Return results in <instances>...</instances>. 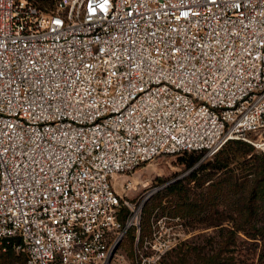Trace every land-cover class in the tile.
Here are the masks:
<instances>
[{"label":"built area","instance_id":"1","mask_svg":"<svg viewBox=\"0 0 264 264\" xmlns=\"http://www.w3.org/2000/svg\"><path fill=\"white\" fill-rule=\"evenodd\" d=\"M230 139L264 157V0H0V243L25 264H108L130 228V264H166L190 231L140 239L129 176Z\"/></svg>","mask_w":264,"mask_h":264},{"label":"trees","instance_id":"2","mask_svg":"<svg viewBox=\"0 0 264 264\" xmlns=\"http://www.w3.org/2000/svg\"><path fill=\"white\" fill-rule=\"evenodd\" d=\"M42 13H51L58 0H27ZM219 151V150H218ZM217 151V152H218ZM255 151L257 153H255ZM216 152V153H217ZM215 153V154H216ZM259 153V154H258ZM194 153H189L193 158ZM216 170L220 171L215 184L209 183L204 193L194 195L193 199L183 197V186L176 187L178 202L169 211L172 216L187 219L192 227H218V240L208 238L204 244L186 245L181 251V243L175 254L178 264H240L244 244L251 245V264H264V157L251 144L240 139L228 140L216 154ZM193 159L186 166L193 165ZM190 181L196 180L194 173ZM208 180V179H207ZM199 184V183H198ZM174 187L170 188L173 193ZM185 196V195H184ZM154 205L145 202L140 222L139 238L151 234L150 216ZM121 216L127 209L121 207ZM184 224L188 225L186 221ZM130 228L127 233L135 240L136 231ZM125 237V238H126ZM19 239L1 243L3 255H12ZM22 263L25 264L27 255ZM167 264V263H166Z\"/></svg>","mask_w":264,"mask_h":264},{"label":"rangeland","instance_id":"3","mask_svg":"<svg viewBox=\"0 0 264 264\" xmlns=\"http://www.w3.org/2000/svg\"><path fill=\"white\" fill-rule=\"evenodd\" d=\"M255 153L257 152L255 151ZM216 154L213 156H205L203 153H194L192 158L194 160L193 165L190 167L186 166V163L189 160H192L189 158V154L158 156L155 159L142 164L133 175L129 176V179L133 180L134 183L140 180L143 181L144 187L140 186L141 193H151L146 200L147 205H154L152 208H150L151 229L155 216L157 218L160 215H172L169 214V211L179 200H177L179 197V192L177 191L176 187L180 185L183 186V189L185 190V196L183 195V197L188 196V198L193 199L194 195H197L198 193H204L208 189L210 182L215 184L218 176L220 175V171L216 170L215 168L217 166ZM194 173H196V180L190 181L189 179ZM172 187H174L173 193L170 192V188ZM130 195L133 198H137L138 194L136 191H131ZM143 216L144 213L142 211L140 222L142 221ZM185 221L186 223L188 222L187 219ZM187 224L188 225L185 224V226L186 229L190 231V235L181 243L182 246L179 245L181 247V251L186 247V245L189 246L204 244L210 237H214L215 240H218V227H204L200 224H198L197 227H192L190 222ZM133 243L134 240H132L128 234V236L116 249L108 264L132 263ZM1 246L2 244L0 243V264H23L22 260L24 255L22 254V250L14 249L11 256H4L2 253L5 251V249ZM178 247L167 254L165 259L167 264H178L176 262L177 258L175 257L176 252L180 248ZM243 247L244 248L242 252L244 255L240 257V264H251V245L244 244Z\"/></svg>","mask_w":264,"mask_h":264},{"label":"water","instance_id":"4","mask_svg":"<svg viewBox=\"0 0 264 264\" xmlns=\"http://www.w3.org/2000/svg\"><path fill=\"white\" fill-rule=\"evenodd\" d=\"M156 158V157H155ZM154 158V159H155ZM118 248V245H116L114 248H113V250H112V252H111V254H110V256H109V260H110V258L112 257V255L115 253V251H116V249Z\"/></svg>","mask_w":264,"mask_h":264}]
</instances>
